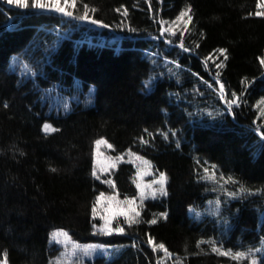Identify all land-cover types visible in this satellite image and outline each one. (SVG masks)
<instances>
[{"label": "trees", "instance_id": "obj_1", "mask_svg": "<svg viewBox=\"0 0 264 264\" xmlns=\"http://www.w3.org/2000/svg\"><path fill=\"white\" fill-rule=\"evenodd\" d=\"M85 5L90 19L112 30L0 2V259L6 252L8 264H51V232L61 227L78 241L122 245L95 264H250L249 256L233 255L264 240L259 0H76L75 17ZM189 8L186 29L166 44L164 25ZM15 54L44 87L95 85L94 101L48 112L33 79L12 67ZM219 83L227 99L239 98L232 111ZM99 139L114 154L133 150L167 176V194L145 200L124 233L96 230L93 208L109 190L93 174ZM135 173L128 161L110 172L120 197L138 194ZM212 198L224 206L218 217L190 216L189 206ZM150 237L167 253L154 251Z\"/></svg>", "mask_w": 264, "mask_h": 264}, {"label": "rangeland", "instance_id": "obj_2", "mask_svg": "<svg viewBox=\"0 0 264 264\" xmlns=\"http://www.w3.org/2000/svg\"><path fill=\"white\" fill-rule=\"evenodd\" d=\"M6 3L5 0H1ZM42 2L48 4L51 0H42ZM63 4V0H61ZM9 6L10 5L6 3ZM19 7V6H15ZM20 9H37L42 11L58 13L65 18H71V21L78 22L79 24L88 25L90 27H98L99 24L91 23L89 20H78L74 15L67 16L62 13L56 12L48 8L38 9L34 7V0H28V7H19ZM66 11L73 12V7L69 6L66 8ZM258 12L264 13V5H262V0H259V9ZM74 14V13H73ZM188 16H181L176 19L174 22L169 25H164L162 33L159 36L160 39L164 40L166 44H173L172 38H175L178 34V31H184L188 25ZM112 30L111 28H108ZM184 29V30H183ZM61 36H66L65 33H58ZM167 59V62H170L171 59ZM264 59V56L263 58ZM11 65L15 68L16 71L22 77H30V65L25 61L24 58L21 59L20 55H14L11 58ZM220 84L223 83H219ZM75 88H63V90L55 91L53 89L46 90L43 94V102L46 103L45 106L49 107L50 110H57L68 112L76 104H85L90 105L94 100V88L89 90L82 91L81 86L77 83L73 85ZM221 97L219 87L216 88ZM224 94L225 88H224ZM222 99V98H221ZM223 103L226 105L227 109L232 111V105H229L225 102V99H222ZM239 104V102H238ZM262 113L264 114V106H262ZM264 122L259 124V127H262ZM260 135L261 131H259ZM104 140V139H99ZM106 141V140H104ZM107 143H102L99 146L94 143V175L97 178H101L103 181L107 182L109 190L103 195H99L96 206H95V217L99 218L100 224L96 225V230L100 233L111 235L114 233H124L125 228L123 223H129V221H134L138 219L140 215V206L143 202L150 198H155L158 196L167 194V176L163 172L166 180L163 184L159 183L161 173H156L153 167V164L146 159L145 157L139 155L133 150H127L120 154H114L112 152V146L108 141ZM123 161H128L134 164L136 167V173L134 176V182L138 188V194L135 197L122 198L114 189V186L110 180V172H112L119 163ZM223 204L221 200L217 198L209 199L204 206L195 207L189 206L188 212L197 221H201L205 218H216L218 217L222 210ZM123 210L127 215H119L118 212ZM139 213V215H136ZM123 229V232L119 229ZM59 233L56 238L53 234ZM66 233L67 235H64ZM51 245L57 250L56 256L52 259L51 264H95L94 259L99 256H105L110 259L116 254L117 251L122 249V245L107 244L101 241H85L81 242L73 238V236L65 228H55L52 230ZM249 256L250 263L255 260L257 264H264V241L256 249H251L250 251L243 252ZM248 253V254H247ZM3 261V259H0Z\"/></svg>", "mask_w": 264, "mask_h": 264}, {"label": "snow or ice", "instance_id": "obj_3", "mask_svg": "<svg viewBox=\"0 0 264 264\" xmlns=\"http://www.w3.org/2000/svg\"><path fill=\"white\" fill-rule=\"evenodd\" d=\"M6 3L10 4V5H15V6H19V7H25L27 8L28 7V0H5ZM262 5H264V0H262ZM73 7L75 8L76 7V0H63V4L61 3V0H51L50 3L46 4L44 2H42V0H34V7L35 8H38V9H45V8H48V9H51V10H55L56 12H59V13H62L64 15H67V16H72L73 15V12L71 11H66V8L67 7ZM85 8V11H84V14L83 15H80L79 17H77V19H80V20H89V15H88V7L87 5L84 6ZM191 11V9H187L186 11L182 12L180 14L181 18L182 17H185V16H188V13ZM256 15H264V13L262 12H257ZM191 20V16H188V21ZM91 23L93 24H101L100 21L98 20H95V19H92L90 21ZM103 27H108V25H103ZM222 52L226 51V50H221ZM227 57H225L226 59ZM261 64H264V59H261ZM219 89H220V93H221V98L222 99H225V102L228 103L229 105H232V104H238L239 102V98L238 97H235V94H233V98L232 99H227V97L225 96L224 94V85L223 84H220L219 86ZM261 103H264V101H262ZM50 128L49 125H45V131H48ZM261 136L264 137V133H261ZM96 145L99 146L100 144L102 143H107L106 141L104 140H97L95 141ZM109 147H111V145H108ZM52 171H55V169H52ZM95 174V173H93ZM166 180V177L164 176L163 173H161L160 175V180H159V183L163 184ZM103 195V194H101ZM93 212H95V208H93ZM119 215H127L126 212H124L123 210H120L118 212ZM136 215H139V213H137ZM166 215V214H165ZM133 221H129V223H132ZM150 223H156V220L153 219L152 221H150ZM119 231L123 232V229H119ZM58 235H60L59 233H56V234H53L54 238H56ZM64 235H67L66 233H64ZM150 244L153 245V250L155 251L157 248L158 249H163L165 251V253H167V249H165L164 245L163 244H155V242L151 239V237L149 238V241H148ZM213 251H218L217 249H213ZM222 255H229L230 253L228 252H224V253H221ZM168 255L170 256L171 254L168 253ZM246 254L245 253H236L233 255V259H238V258H241V257H244ZM0 264H7V253L5 252L4 253V259L3 261H0ZM252 264H257V262L255 260L252 261Z\"/></svg>", "mask_w": 264, "mask_h": 264}, {"label": "bare ground", "instance_id": "obj_4", "mask_svg": "<svg viewBox=\"0 0 264 264\" xmlns=\"http://www.w3.org/2000/svg\"><path fill=\"white\" fill-rule=\"evenodd\" d=\"M56 50V49H55ZM23 55V54H22ZM54 61V60H53ZM200 179V178H199ZM208 183V182H207ZM237 186V185H236ZM235 189V188H234ZM217 190V189H216ZM228 211V210H227ZM241 211V210H240ZM231 214V213H230ZM232 215V214H231ZM228 217V216H227ZM234 221V220H233ZM230 227V226H229ZM220 228V227H219ZM218 240V239H217ZM235 242V241H234ZM222 243V242H221ZM244 250V249H243ZM249 251V250H248ZM207 252V251H206ZM248 254V253H247ZM230 256V255H229ZM238 264V263H237Z\"/></svg>", "mask_w": 264, "mask_h": 264}]
</instances>
